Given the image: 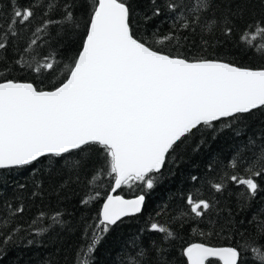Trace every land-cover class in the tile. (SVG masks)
Wrapping results in <instances>:
<instances>
[{"label": "snow or ice", "instance_id": "6c2138e0", "mask_svg": "<svg viewBox=\"0 0 264 264\" xmlns=\"http://www.w3.org/2000/svg\"><path fill=\"white\" fill-rule=\"evenodd\" d=\"M259 2L264 8V0ZM249 3L28 0L24 5L9 0L11 13L0 21V170H30L35 189L32 196L43 191L45 169L49 179L61 177V186L70 183L73 176L78 180L86 168L91 169L89 184L97 177L107 176L110 181L98 223L84 230L85 243L77 253L76 264H92L91 254L103 234L124 217L144 210L146 192L156 187L169 161L192 141L199 140L195 145L198 149L206 143L205 136L215 138L221 131L216 128L218 121H228L224 127L231 128L233 122L245 121L257 111L264 114V66L245 67L223 58L186 54L190 48L205 50L213 39L220 43L217 33L224 40L231 36L236 22L248 13ZM37 9L43 11L41 23L32 33L36 38L22 49L13 47L16 54L9 57V48L18 37L17 26H28ZM154 20L171 21L169 30L161 35L159 26L149 27ZM41 33L66 50L63 61L57 59L56 51L38 59L40 54L34 46ZM261 36L264 15L245 21L239 37L242 50L255 48L264 59V48L257 43ZM13 72L26 76L16 78ZM253 143L250 139L249 144ZM229 167L231 173L224 172L209 181V186L218 194L229 186L239 189L234 210L219 207L220 201L214 196L196 199L189 194L186 198L183 216L213 229L206 233L194 228L201 237L212 236L216 225L231 228L233 218L264 192V138L257 153L245 161L237 152ZM197 179L192 176L193 181ZM13 183L20 190L26 189L24 183ZM123 187H140L141 194L132 199L113 194ZM100 196L96 191L81 203L88 205ZM14 198L22 199L19 195ZM5 208L10 218L25 211L22 203L14 207L5 202ZM222 214L224 223L220 224ZM61 215L56 212L51 217L49 228L59 225L70 230ZM261 216L264 209L238 221L241 227L247 223L255 229L254 235L238 247L189 243L179 256L173 244L176 233L151 222L145 231L163 236L148 245L132 240L127 264H248L243 252L251 254L252 264H264ZM43 217L41 212L38 219ZM18 231L0 228V264Z\"/></svg>", "mask_w": 264, "mask_h": 264}, {"label": "trees", "instance_id": "16d2710c", "mask_svg": "<svg viewBox=\"0 0 264 264\" xmlns=\"http://www.w3.org/2000/svg\"><path fill=\"white\" fill-rule=\"evenodd\" d=\"M19 2L26 5L28 0H19ZM42 11V9L36 10V18L28 26H17L18 37L15 38V44L9 48L7 53L9 57L16 54L13 47L22 49L31 39L36 38L32 33L41 23ZM10 13L9 0H0V21L6 20ZM54 15L59 18L58 14ZM262 15H264V8L261 7L259 0H250L248 13L244 20L236 22L231 36L224 40L217 33L220 43L213 39L205 50L199 51L197 48H190V52L186 54L209 59L223 58L245 67L264 66V59L255 48H248L247 51H244L239 43L245 21L251 22L254 18H260ZM170 24L171 21L161 23L160 20H154L149 23V27L159 26L160 34L163 35L169 30ZM39 35L38 45L34 46L40 54L38 59L56 51L57 59L63 61L67 55L66 50L60 48L44 34ZM257 43L264 48V36L258 37ZM165 50L169 49L165 48ZM180 51L185 52V49H180ZM11 75L16 78L26 76L21 72H13ZM27 78L31 79V77ZM226 123L228 121L216 123V128L221 131L215 138L205 136L206 143L201 144L198 149L195 148V145L199 143V140H194L189 147L181 150L174 160L169 161L156 187L146 192L144 210L136 216L123 219L117 225L112 226L108 233L103 234L101 242L91 254L92 264H127L129 253L132 251L130 245L132 240H137L138 244L148 245L152 240L159 241L163 236V234L145 231L151 222L164 225L176 233L173 244L177 256L181 253L182 247L189 243L202 242L216 247H238L244 240L254 235L253 225L245 223L241 227L238 221L250 219L257 210L264 209V192H261L251 202L250 208L233 218L231 228H221L220 225H216L214 234L210 237H201L197 232L199 230L206 233L212 231L211 226L197 225L190 218L183 216V213L187 211L186 198L189 194H192L196 199H208L214 196L220 201L218 206L221 208L234 210L237 206L239 189L229 186L223 194L214 193L210 189L209 181L217 180L226 171L229 173L233 171L229 164L237 152L243 154L247 161L252 153L259 151L262 138H264V114L257 111L245 121L233 122L231 128H225ZM237 131L240 132L239 136L236 135ZM250 139L254 141L253 144H249ZM90 171V168L84 169L79 174L78 180L73 176L70 183H63L61 186V177L55 175L49 179L47 169H45L42 178L43 191L37 196H32L31 192L35 189L30 170H0V228L5 231L19 229L14 234L13 242L7 246V255L3 264H76L77 253L85 243L84 230L89 225L98 223L99 208L110 191V181L107 176L97 177L89 184ZM192 176H196L198 179L193 181ZM63 179L67 180V177ZM13 181L24 183L26 189H18ZM262 186H264V182H262ZM96 191L101 193L99 199L91 201L88 205L81 203L82 199L94 196ZM139 194H141L140 187H123L117 193L125 199L134 198ZM17 195L22 199H15L14 197ZM5 202L13 204L14 207L22 203L25 206V211L10 218L5 208ZM41 212L44 213V217L38 219ZM56 212L62 214L61 219L70 226V230L68 227L59 225L49 228V225H52L51 217ZM261 219H264V216H261ZM5 220L8 222L4 223ZM34 220L37 221L35 224L32 223ZM223 223L224 214L220 218V224ZM45 228L48 231L40 232ZM194 228L197 229V232L193 231ZM241 232L244 233L243 236L240 235ZM29 240L32 241L31 244L28 243ZM260 243H264V240H261ZM243 258L248 261V264H252L249 252H243Z\"/></svg>", "mask_w": 264, "mask_h": 264}, {"label": "water", "instance_id": "95a60500", "mask_svg": "<svg viewBox=\"0 0 264 264\" xmlns=\"http://www.w3.org/2000/svg\"><path fill=\"white\" fill-rule=\"evenodd\" d=\"M120 189L117 190L116 193H113L114 195H117V193L119 192ZM132 199V198H131ZM138 215V214H137ZM130 217H133V216H130ZM126 218H129V217H124L123 219H126Z\"/></svg>", "mask_w": 264, "mask_h": 264}]
</instances>
